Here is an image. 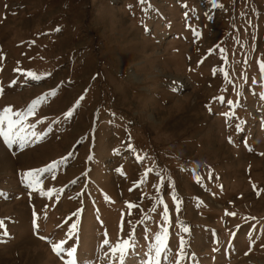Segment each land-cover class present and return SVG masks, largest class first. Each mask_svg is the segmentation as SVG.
<instances>
[{"label": "rangeland", "instance_id": "374dc122", "mask_svg": "<svg viewBox=\"0 0 264 264\" xmlns=\"http://www.w3.org/2000/svg\"><path fill=\"white\" fill-rule=\"evenodd\" d=\"M262 97L264 0H0V264H264Z\"/></svg>", "mask_w": 264, "mask_h": 264}, {"label": "snow or ice", "instance_id": "6c2138e0", "mask_svg": "<svg viewBox=\"0 0 264 264\" xmlns=\"http://www.w3.org/2000/svg\"><path fill=\"white\" fill-rule=\"evenodd\" d=\"M58 30V29H57ZM29 76H32L33 74L29 73ZM46 98L42 97L40 100L36 101L32 108H35L36 104L42 103ZM264 99V97H262ZM31 109L27 113V115H31ZM25 113L23 112H13L11 107H5L2 111H0V138H2V142L7 145L11 146L15 143H17V140H19V146L23 148L26 143H28V137L27 136H19L16 135V130L22 126L23 120L25 118ZM69 116L72 115V113L68 114ZM13 116L16 117V119H13ZM33 136L36 135V133H32ZM231 142V141H229ZM62 162V161H61ZM56 163H53L46 168L38 169V170H29L28 172H25L23 174V180L25 182V186L35 191L37 185L41 184L42 181L40 180V176L44 172H51L54 168H56ZM129 207H133V205L129 204ZM235 215V214H233ZM33 227L34 230H38V225L35 222V213H33ZM165 219L167 220V210L165 209ZM3 226V221H0V227ZM78 226L73 223L72 228L76 229ZM122 230V229H121ZM188 229L185 228L184 232L187 234ZM2 235L7 236L8 232L5 230L3 231ZM107 235V234H105ZM133 234L129 233V237H131ZM155 244L150 247V251L154 252V256L145 261V264H161V260L165 262V264H180V258H184V248H185V241L183 238L180 239V253H176L172 255V259H169V253L172 252V249L168 246V240H169V232L167 228H163L159 233H156L154 235ZM101 247H108L110 248V242L108 239H104L102 241ZM135 250V242L131 239H125L122 244L117 245L115 248L111 249V253H105V255H113L115 256L118 253V261L119 264H125L126 256L133 252ZM53 251L60 255L61 252H66V254L69 257H73V259L66 262V264H76L75 259V253L76 249L71 248H62L60 244L53 246Z\"/></svg>", "mask_w": 264, "mask_h": 264}, {"label": "bare ground", "instance_id": "6f19581e", "mask_svg": "<svg viewBox=\"0 0 264 264\" xmlns=\"http://www.w3.org/2000/svg\"><path fill=\"white\" fill-rule=\"evenodd\" d=\"M40 245V244H39ZM28 250H31L32 249V247L31 246H27L26 247Z\"/></svg>", "mask_w": 264, "mask_h": 264}]
</instances>
